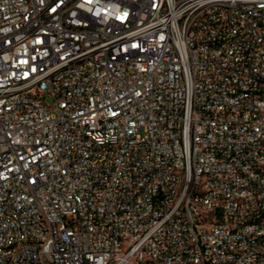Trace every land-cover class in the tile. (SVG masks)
Instances as JSON below:
<instances>
[{"label":"built area","instance_id":"built-area-1","mask_svg":"<svg viewBox=\"0 0 264 264\" xmlns=\"http://www.w3.org/2000/svg\"><path fill=\"white\" fill-rule=\"evenodd\" d=\"M262 22L0 0V264H264Z\"/></svg>","mask_w":264,"mask_h":264},{"label":"rangeland","instance_id":"rangeland-1","mask_svg":"<svg viewBox=\"0 0 264 264\" xmlns=\"http://www.w3.org/2000/svg\"><path fill=\"white\" fill-rule=\"evenodd\" d=\"M45 102L50 103L51 100H50L49 98H46V99H45Z\"/></svg>","mask_w":264,"mask_h":264},{"label":"bare ground","instance_id":"bare-ground-1","mask_svg":"<svg viewBox=\"0 0 264 264\" xmlns=\"http://www.w3.org/2000/svg\"><path fill=\"white\" fill-rule=\"evenodd\" d=\"M262 29H264V22H262Z\"/></svg>","mask_w":264,"mask_h":264}]
</instances>
